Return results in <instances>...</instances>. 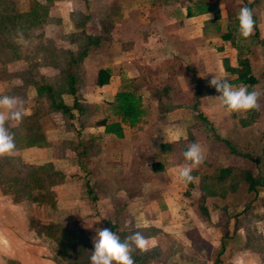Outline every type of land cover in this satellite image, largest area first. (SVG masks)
I'll return each mask as SVG.
<instances>
[{"label": "crops", "instance_id": "0c3cea01", "mask_svg": "<svg viewBox=\"0 0 264 264\" xmlns=\"http://www.w3.org/2000/svg\"><path fill=\"white\" fill-rule=\"evenodd\" d=\"M14 1L21 4L24 0ZM84 2L99 5L103 10L96 17L92 14L95 18L91 24L88 17L82 27L74 19L75 11L69 0H31L27 5V12L35 3L47 6L48 16L54 5L57 6V15L54 13L57 23L52 24L50 16L43 24L67 25V33L59 40L75 39L81 29L87 36L101 38L75 64L79 71L78 94L85 111L72 112L74 118L67 119L68 129L57 124L52 129L46 128V111L54 119L62 114L50 109L47 95L37 92L36 86L55 83L59 72L56 58L66 57V64L77 52L51 42L47 47L43 43L33 47L30 53V44L35 39L41 40L43 35L29 34L30 38L25 37L28 47L24 49L13 41L0 43V57L4 56L0 58V96L18 97L28 111L24 118L36 114L27 128L21 126L22 121L10 122L7 126L20 139L37 135L32 145L5 158H13L19 165L48 166L51 173L63 175L50 187L55 207H40L48 206L50 216L61 222L89 224L90 227L75 231L92 232L93 237L89 238L92 250L98 229L96 223L101 222L108 228L115 225L123 239L137 231L148 239L146 251H133L138 264H264L263 252L253 246L250 237L257 231L264 239L261 229L264 185L246 191L245 196L240 195L243 200L238 199L237 186L224 197L207 196L201 200L200 179L188 189V184L176 180L171 171L184 163L183 153L194 139L204 150L202 165L212 157L224 162V167L244 170L241 164L235 163H249L250 159L229 153L225 142L254 159L264 150V0H199L195 5L188 0ZM204 3L212 4L207 13L199 9ZM227 4L235 8L226 11ZM245 6L252 11L255 21L253 34L247 40L239 35V12L236 14V10ZM188 10L190 17H187ZM104 26L108 27L107 31ZM0 28L3 27L0 25ZM66 42L72 45L69 40ZM41 54L51 57L53 63L43 65ZM24 56H33L35 61ZM17 58L22 64L19 70L11 67L18 62ZM31 60L41 63L39 68L31 71L33 66L28 67ZM243 61L254 79L253 84H248L249 91L261 94V107L243 114H228L219 100L210 99L219 94L209 86V81L216 76L226 77L233 86L242 84L236 82L238 75L228 69L241 71ZM101 68L110 69L111 77L108 84L98 87L96 72ZM156 79L161 81L156 83ZM123 81L138 88L142 102L150 111L145 121L135 127L122 124L123 135L118 138L106 134L105 126L119 120L109 111V104ZM197 86L201 87L198 102ZM156 89H164L160 99L153 97ZM62 100L71 106L73 96L63 94ZM195 103L198 104L194 107ZM159 105L171 106L161 110ZM39 111L42 115L38 117ZM85 115L87 122L83 120ZM67 131L76 133V140L72 143L67 139L70 149L62 154L58 148L62 149V143L66 142ZM167 138L170 143L166 142ZM261 158L259 164L264 161V156ZM259 164L256 173L263 176ZM197 176L201 178L200 174ZM87 187L92 189L95 200ZM27 207L39 206L27 201L14 203L11 196L0 192V232L17 231L23 225L28 237H33ZM183 216L185 222L180 221ZM172 250L177 254L173 255Z\"/></svg>", "mask_w": 264, "mask_h": 264}, {"label": "trees", "instance_id": "16d2710c", "mask_svg": "<svg viewBox=\"0 0 264 264\" xmlns=\"http://www.w3.org/2000/svg\"><path fill=\"white\" fill-rule=\"evenodd\" d=\"M212 4L204 3L200 5L199 9L201 13H207L211 9ZM49 9L47 6H44L40 3H35L33 7L27 13L18 14L15 11V7L10 2L3 3L0 0V25L6 30L10 24L14 29H17L23 34V37L29 36L31 33V28H34L36 25L43 24L48 21ZM192 16V14L187 12V17ZM85 43L82 45V50L75 54L70 61H67L64 65L65 68L62 73L55 77V83H48L42 86L37 85V92L44 93L47 95L49 100V107L51 110L61 113L67 119H73L74 113L76 112L82 114L85 109L80 102L78 96L79 90V71L75 64L77 65L88 53L89 46H97L100 37H90L83 35ZM242 70L237 69H228L229 72L238 75L237 83L242 84H253L254 79L249 75L248 66L245 61L241 62ZM75 66V67H74ZM77 69V70H76ZM111 77V70L108 68H101L96 72V84L98 87H102L108 84ZM77 85V86H76ZM201 87L197 86L195 89L196 102L201 95ZM162 91L154 90L153 97L155 99H160ZM68 94L73 96V103L71 106L66 105L62 100V95ZM198 103H195V106ZM165 110V109H164ZM109 111L111 114L117 118L118 121L110 123L105 126L106 134H114L118 138H121L122 133V124H125L129 127H135L140 123H143L148 116L149 106L145 105L142 102V96L138 93V88L133 87L129 81H123L121 89L115 95V98L112 103L109 104ZM38 117L42 115L39 111L37 112ZM36 119V114L30 117H26L22 120L21 126L29 127L33 120ZM245 124V122H243ZM25 128V129H26ZM9 131L13 133L10 129ZM31 133V132H30ZM14 134V133H13ZM15 143L17 151L21 150L24 146H30L37 139L36 134H30L25 137L18 138L15 134ZM229 147L230 152L241 157L250 158L258 165L260 158L253 159L248 155L238 153L230 147L228 142H225ZM262 156H264V150L262 151ZM11 158H0V192L3 195H8L12 197L14 203H21L27 201L38 206L48 205L49 207H55V196L54 193L50 190V187L60 181L63 178L61 173H52V176H49V168L45 167H32L29 165H19L21 169L26 170L27 173L22 179L17 176L10 177L5 170L10 168L12 165ZM13 167V166H12ZM156 170V168H155ZM158 170V169H157ZM51 173V172H50ZM201 172L200 178V191H201V200H204L207 196L209 197H224L229 190L226 188L227 182L233 179H238L234 173H239L242 180L248 183V190L252 191L256 186L262 184L264 185V175L263 176H253L250 172H245L240 168H221L217 172H212L211 175H205ZM194 176L199 174V171H194L192 173ZM54 177V179L52 178ZM57 178V180H56ZM48 182V184L46 183ZM192 188V184H188V189ZM38 192V195L35 193ZM87 192L90 197L95 200V195L90 187H87ZM202 212L204 213V207L202 204L199 205ZM29 229L34 232L37 236H45L52 238L60 244V251L62 254L72 255L74 254L75 260L79 258H84L86 250L90 248L88 239L85 237H79L78 234H66L63 230L55 224H42L36 219L29 218ZM110 229L114 231L123 241V237L118 233L115 225H110ZM132 258L135 261V264H138V258L132 254ZM88 262L85 260V263ZM84 263V262H83Z\"/></svg>", "mask_w": 264, "mask_h": 264}, {"label": "rangeland", "instance_id": "374dc122", "mask_svg": "<svg viewBox=\"0 0 264 264\" xmlns=\"http://www.w3.org/2000/svg\"><path fill=\"white\" fill-rule=\"evenodd\" d=\"M1 1L3 3H5V2L12 3L13 6L15 7L16 13H18V14L27 13V5L31 2V0H24L23 2H21V4H19L20 2L17 3L14 0H1ZM69 1H70V3H72L73 10L75 11V18L74 17L73 18L77 19V21L81 27L86 24L85 20H88L87 19L88 17H90L88 24L89 23L91 24L93 17L94 16L96 17L97 14L102 13V10H103L102 7H100L99 5L97 7H96V5L92 6V5H89L88 3H85L84 0H69ZM188 1H190V3L192 5H195L194 3L199 1V0H188ZM87 4H88L89 8L87 7ZM187 6H188V3L185 2V9L187 8ZM226 7H227L226 11H228V10L231 11L232 7L235 8V6H231V4H227ZM51 11H52V13L50 14V16L52 18L50 16H48V19L51 18L50 20H52V24L53 23L55 24V23H57V20L55 19L56 18L55 12H57V6L54 5V7ZM238 12H239V10H236V14ZM225 13L226 12L223 10L222 15H225ZM227 14L230 15V13H227ZM112 15L114 16V14H112ZM104 18H106V17H104ZM57 26L58 25L47 26L46 24H42V25L39 24V25H36L33 29H31L30 34H32L33 37L43 35V38L41 40L35 39L32 42V44H30V47H31L30 50L27 48L28 51H31L30 53H32L33 47H37L38 45H40L42 43H43V45H45L47 47L48 45L52 44L51 42H53L54 44L56 43V45L58 47H63V48H67V49H70L69 47H71L72 51L79 53L82 50V47H83L82 45L85 43V39L83 36V35H85L84 29L80 30L79 34L74 37L75 39L66 38L64 40L61 39L62 40L61 41V40H59L61 35L66 34L68 31V29L66 28L67 25L62 24V25H59L58 27ZM104 30L107 31L108 27L104 26ZM20 34H21V32H19L17 29H14L10 24L8 25V29H6V30L4 28H0V43H2V44L3 43H11L13 41V43L16 46L20 47L21 49H24V47L27 46V44H25L27 41H26L25 37H23V39H21ZM58 40L61 41V43ZM68 40L70 42H72L71 46H69L70 45L69 42H66ZM19 51L21 52V50H19ZM2 57H4V56H1L0 58L2 59ZM21 58H23V55L19 57L20 60H22ZM24 58H29V59H32L35 61V59H33V56H30V57L24 56ZM64 58H66V57H59L58 56L56 58L55 63L57 64V66H59L58 67L59 72H57L58 76L62 73V71L65 68L64 65H65L66 59H64ZM19 59H18V62L16 61L11 65L12 69L14 68L15 70H19L22 68V64L19 62L20 61ZM32 60L29 62V66H28V67L33 66L31 68V71L35 68L36 69L39 68L38 66L41 63L43 65L45 63L46 64L53 63V60L51 57L45 56L42 54H41V63H36ZM17 66H18V68H16ZM81 77L82 78L84 77V74L82 72H81ZM159 81H161V80L156 79V83H158ZM139 83H140L139 85H141L142 81H140ZM159 88H161V87L159 86ZM78 96L81 100V97L79 94H78ZM170 106L171 105H168V106L167 105H159V109H161V110L163 108L169 109ZM194 107H195V104H194ZM87 111H89V110H87ZM149 111H150V109H149ZM46 116H47V119H46V128L47 129H52L55 126V124H57V126H61L63 129H68L67 117L61 115V117L54 119L53 116L51 118L50 113L48 111H46ZM83 120L88 121V119L86 118V115L84 116ZM86 122H84V123H86ZM64 138H65L66 142L64 141L62 143V146H63L62 149L58 148L59 153H62V154H65L70 149V146L68 145L69 142L67 139H71L72 143H75L76 133H73V132L69 133L67 131L66 134H64ZM194 140H193L192 144L194 143ZM228 149H229V147H228ZM229 153H231V152H229ZM238 153H242V154L248 155L250 157V155L247 152H238ZM218 154H220V153H218ZM216 157H217V155H216ZM218 157H219V155H218ZM261 157H262V153L260 154V156L258 158H260V160H261L262 159ZM243 158L248 160V158H246V157H243ZM182 161L184 162V158H182ZM238 161H240V160H238ZM263 163H264L263 160L260 164L258 163L261 166V171H264V164ZM11 164L12 165L10 166V168L9 169L7 168L5 170V172L8 173L10 177L17 176L21 179L23 177H25L27 171L21 169V167L19 166V163L17 164L15 162V160L13 159ZM223 164H225V163L219 162L218 159L211 157L209 160H207V162H205L204 165H200L199 170H197V171H199L200 177H201V171L202 170H203L202 172H204L202 174L211 175L212 172H215V171L217 172L221 168H229V167H224ZM226 164H229V163H226ZM235 164H241L244 167V170L243 169L242 170L245 172L252 171L253 174H255L257 172V168H258L257 164H255L254 161H252L251 159H250L249 163H235ZM230 168H237V167L231 166ZM50 172H51V170H49L48 175L52 176L53 174ZM259 173H260V171H259ZM234 175L238 179H233L231 181L229 180L227 182L226 188H228L229 190H232L237 186L236 189L238 190L239 196L240 195L242 196L245 194L246 191H248L249 185L247 182L242 180L241 175L239 173H234ZM258 175L259 174H257V173L255 174V176H258ZM52 178L54 179V177H52ZM56 180H57V178H56ZM46 183L48 184V182H46ZM229 190L227 191V193L229 192ZM241 196L238 199H240ZM240 200H243V199L241 198ZM26 210H27V213L29 215V218L36 219L37 221H40L42 224H51L52 222H56L55 225L60 227L63 230V232L66 234H72V233L78 234L79 237H84V238L86 237L88 239V241H89V238L91 239V237H93V236H91L92 232H90L89 230H88L89 232H87V231L80 232L79 231L82 228L90 227L89 224H85L83 221H80V222L78 221L77 224L70 223V222H66V223L61 222L59 220V218L55 219V218H52V216H50L51 214H50L48 206L44 207V208L40 207V206L38 208L37 207L36 208L29 207L28 208L27 207ZM183 218H184L183 220H180L181 222H185V217L183 216ZM58 223H60V224H58ZM23 224H25V221ZM52 224H54V223H52ZM102 224H104V226L108 227V225L106 223H102ZM102 224H101V222L96 223V226L98 227V229H101L103 227ZM76 228H79V230L75 231ZM18 229H20V230H17V231L13 230V232H4V231L0 232V264H90V255L93 251L91 246H90V248H88L86 250V254H85L84 258H79L78 260H75V258L73 256L74 254H72V255L62 254L60 251V248H61L60 244L58 242H56L55 240H53L52 238H48L45 236H37L35 234L34 235L32 234L33 237L32 236L28 237L30 235H29V233H27V230L25 229V227L23 230V225H20ZM261 229L264 230V225L261 227ZM251 236H252L253 246H256L257 249L259 248V250L261 252H263V256H264V239H263V237H261V235L257 231L254 234L251 233L250 237ZM175 251L176 250H174V252H173V250L171 251L173 255L177 254ZM85 260L88 262L85 263Z\"/></svg>", "mask_w": 264, "mask_h": 264}, {"label": "clouds", "instance_id": "9594fccd", "mask_svg": "<svg viewBox=\"0 0 264 264\" xmlns=\"http://www.w3.org/2000/svg\"><path fill=\"white\" fill-rule=\"evenodd\" d=\"M237 19L239 21V35L247 40L254 31L253 13L248 7H241ZM20 38L23 39L22 33ZM209 86L219 94L210 99L219 100L228 114H243L252 110H259L261 107L259 103L261 94L255 90L249 91V86L246 84L233 86L226 77L217 78L213 76L209 81ZM26 115H28V111L22 107L18 97L0 96V158L12 157L16 154L15 137L7 125L10 122L20 123ZM166 142L170 143L168 138ZM183 158L184 163L176 165L171 170L174 178L185 184L199 183L200 178L192 173L205 160L203 148L200 144L193 143L183 153ZM148 243V239L139 231L125 237L122 241L108 227L97 229V234L93 240L94 250L90 255V264H135L132 258L133 251L139 250L141 253L146 251Z\"/></svg>", "mask_w": 264, "mask_h": 264}]
</instances>
